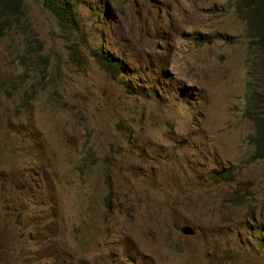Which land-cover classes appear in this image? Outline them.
I'll return each instance as SVG.
<instances>
[{"label":"rangeland","instance_id":"rangeland-1","mask_svg":"<svg viewBox=\"0 0 264 264\" xmlns=\"http://www.w3.org/2000/svg\"><path fill=\"white\" fill-rule=\"evenodd\" d=\"M68 2L0 0V264H264V0Z\"/></svg>","mask_w":264,"mask_h":264},{"label":"trees","instance_id":"trees-1","mask_svg":"<svg viewBox=\"0 0 264 264\" xmlns=\"http://www.w3.org/2000/svg\"><path fill=\"white\" fill-rule=\"evenodd\" d=\"M48 5L54 10L55 14L59 17L66 16V14L71 13V8L69 5L68 0H47ZM264 46V45H263ZM102 67L106 69L108 72L113 74L119 73L122 74L123 67L120 63L115 61L113 57H103L100 61ZM258 94H255L250 102V106H254L257 101ZM250 112V109L248 110ZM257 130H256V137L254 138L255 142L259 146V150L264 151V122H256ZM226 174H230V171H226ZM218 176H223V173H220ZM231 178V176H230Z\"/></svg>","mask_w":264,"mask_h":264},{"label":"water","instance_id":"water-1","mask_svg":"<svg viewBox=\"0 0 264 264\" xmlns=\"http://www.w3.org/2000/svg\"><path fill=\"white\" fill-rule=\"evenodd\" d=\"M181 230L185 234H193L194 233V230L189 226H185Z\"/></svg>","mask_w":264,"mask_h":264}]
</instances>
